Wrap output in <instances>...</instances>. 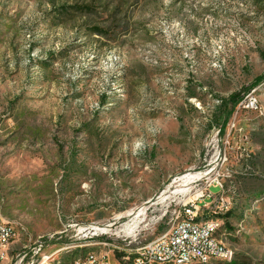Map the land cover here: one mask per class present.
<instances>
[{"label": "rangeland", "instance_id": "obj_1", "mask_svg": "<svg viewBox=\"0 0 264 264\" xmlns=\"http://www.w3.org/2000/svg\"><path fill=\"white\" fill-rule=\"evenodd\" d=\"M263 75L264 0H0V219L23 228L12 264L40 237L44 264H130L118 256L165 231L170 202L219 176L230 210L198 220H222L234 257L212 264H264V83L246 90ZM236 93L258 109H233Z\"/></svg>", "mask_w": 264, "mask_h": 264}, {"label": "built area", "instance_id": "obj_2", "mask_svg": "<svg viewBox=\"0 0 264 264\" xmlns=\"http://www.w3.org/2000/svg\"><path fill=\"white\" fill-rule=\"evenodd\" d=\"M240 108L258 109L253 103V95H249L240 104ZM126 170L131 167L126 165ZM194 183V182H193ZM212 188L221 190L218 195L211 193ZM200 194L195 200H178L170 202L160 217L161 225L165 231L153 240L141 245L128 256L120 257L122 262L130 261V264H212L214 261L231 262L234 257L233 249L218 238L223 227L221 219L198 220L202 209L213 215L226 213L230 210L229 202H226L224 184L221 176L211 181L207 187L198 190ZM207 199H211L205 202ZM201 205H203L201 207ZM108 228V227H107ZM112 228V227H111ZM110 228V229H111ZM92 229V228H91ZM23 228L17 223L0 219V264H12L11 256L14 245L21 240ZM120 239L127 242L131 235L123 230ZM99 235H107L97 231ZM50 237V236H49ZM47 238L40 237L31 245H25L16 257L15 264H36L39 259L49 260L45 256ZM132 242H129L130 245ZM108 246V244H104ZM114 251H126L120 246H114ZM121 256V254H120ZM106 257L98 258L90 255L82 264H108ZM126 263V262H125Z\"/></svg>", "mask_w": 264, "mask_h": 264}, {"label": "bare ground", "instance_id": "obj_3", "mask_svg": "<svg viewBox=\"0 0 264 264\" xmlns=\"http://www.w3.org/2000/svg\"><path fill=\"white\" fill-rule=\"evenodd\" d=\"M140 142V141H139ZM138 144V143H137ZM138 146H139V144H138ZM137 147V146H136ZM140 148V147H139ZM145 149V148H144ZM133 152H135V151H133ZM141 152V151H140ZM145 153V152H144ZM141 155V154H140ZM205 176H208V174H203V173H197V174H188V175H186V176H184V177H182L179 181L181 182V185H180V189L179 190H176V191H174V192H172L171 194L173 195V194H177V193H186L188 190H189V186L193 183V182H196V181H198V180H202L203 179V177H205ZM169 192V191H168ZM167 193H163L162 194V197H161V200H164V199H167ZM144 213H145V209H141L137 214H135L136 215V217L135 218H137V217H139V216H142V215H144ZM134 215V213L133 214H131V213H128V216H133ZM134 226H128L127 228H126V232L128 233V234H132L135 230H136V228L138 227V222H134ZM110 227H112V225L111 226H108V228L110 229ZM108 228H106V229H102V228H98V227H93V229L95 230V231H102V232H107L108 231Z\"/></svg>", "mask_w": 264, "mask_h": 264}, {"label": "trees", "instance_id": "obj_4", "mask_svg": "<svg viewBox=\"0 0 264 264\" xmlns=\"http://www.w3.org/2000/svg\"><path fill=\"white\" fill-rule=\"evenodd\" d=\"M262 83H264V75L257 78L254 83L251 84L250 88H246L247 91H251L252 89H255L256 87H258L259 85H261ZM242 100V96L240 93H236L231 95V97L228 100V104L231 105L233 107V109H235ZM232 115V112H230L228 114V116L226 117V119H228L230 116ZM121 256L119 255L118 258H120Z\"/></svg>", "mask_w": 264, "mask_h": 264}, {"label": "crops", "instance_id": "obj_5", "mask_svg": "<svg viewBox=\"0 0 264 264\" xmlns=\"http://www.w3.org/2000/svg\"><path fill=\"white\" fill-rule=\"evenodd\" d=\"M123 79H124V77H123L122 79H120V83L122 82ZM119 86H121V88H123L122 83H121V85H119ZM122 91H124V89H123ZM121 97H124V95L121 96ZM72 141H73V140H72ZM67 145H69L70 147L73 148L75 145H78V144L76 143V139H75L74 142H68ZM7 222H14V223H16L15 221H7Z\"/></svg>", "mask_w": 264, "mask_h": 264}]
</instances>
